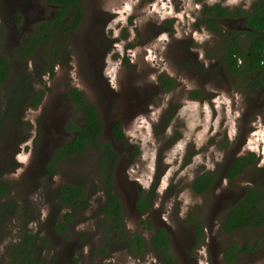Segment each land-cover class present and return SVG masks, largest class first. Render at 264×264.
<instances>
[{
    "label": "rangeland",
    "instance_id": "obj_1",
    "mask_svg": "<svg viewBox=\"0 0 264 264\" xmlns=\"http://www.w3.org/2000/svg\"><path fill=\"white\" fill-rule=\"evenodd\" d=\"M257 1L80 0L77 27L60 36L48 31L29 56L18 50L55 9L47 0H0V58L12 62L0 87V114L8 106L13 109L0 126V174L14 187L3 200L18 205L0 224V264H9L8 248L25 234L54 242L55 250L36 254L39 264H163L152 250L134 256L124 238L112 241L115 234L106 231L110 221L100 212L106 179L95 146L59 162L54 176H46L54 151L74 138L69 123H83L68 96L73 88L98 110L100 142H112L122 99L133 112L142 108L127 125L133 146H113L118 154L113 192L122 202L128 237L140 233L149 241L157 229H166L178 264H227L224 250L231 244L250 248L232 264H264V225L231 234L220 229L249 187L264 191V71L249 77L233 73L226 60L230 35L248 31L243 16L216 19L221 32L211 30L203 17L205 7L219 5L236 13L249 11ZM240 37L244 51L247 37ZM22 80L30 97L42 92L37 107L12 93ZM169 80L173 87L163 88ZM144 112H151L147 120L139 116ZM252 153L256 164L227 179L238 157ZM211 171L215 186L195 194L194 180ZM68 183L85 186L89 205L73 212L70 236H57L52 228L71 212L57 198ZM141 191L154 193L147 212L135 208ZM196 222L203 226L201 240ZM104 247L106 254L93 256Z\"/></svg>",
    "mask_w": 264,
    "mask_h": 264
},
{
    "label": "trees",
    "instance_id": "obj_2",
    "mask_svg": "<svg viewBox=\"0 0 264 264\" xmlns=\"http://www.w3.org/2000/svg\"><path fill=\"white\" fill-rule=\"evenodd\" d=\"M49 2L60 6L55 19L48 24H44L38 33L32 35L28 44L18 50L19 54L31 56L37 50L39 42L46 40L44 36L45 33L48 36L47 32L49 31L55 36H60L76 28L80 22L82 17L80 0H49ZM65 16H67V18H64ZM239 16H245L248 26V31H246L245 34L249 40L246 47L243 49L244 51H242L241 44L237 42V44L234 43L232 45L227 43L228 45H226V47L228 51L226 60L230 64L233 73L241 71L246 73L249 77L257 70L264 69V0H259L249 13L245 11L235 13L219 5L205 7L203 17L207 19L208 27L211 30L214 32H221L216 28V19ZM60 50V47L55 49V56L59 54ZM237 56L242 57L244 60L243 65L237 66ZM11 68V60L8 57H1L0 87L5 84ZM164 84L166 89H171L173 87V81L171 80L165 81ZM20 85L21 86L12 93L15 95L21 94L22 98H30L33 101L31 106L37 107L42 99V92L35 93L30 97L26 90V81L22 80ZM69 96L73 99L75 106L82 112L83 124L78 125L74 121L69 123L68 129L75 131L76 134L70 142L55 150L53 158L47 164L46 176L49 178L54 176L59 162L72 156L86 154L90 144L95 146L99 150V172L103 173L106 179V181H104V191L108 201L107 205L102 207V210L105 213L104 216L110 219L106 231L114 233L116 236L112 237V241L124 238L130 253L136 257L143 255L148 250H152L161 255L163 264H177L171 253L169 244L170 236L165 229L158 230L151 238L150 243L138 233L134 234V236H127V232L123 226L124 218L121 214L120 203L112 192L118 156L115 154L109 142H100L99 140L103 132V125L100 122V116L95 106L87 102L84 94L77 89L72 90ZM196 96V93L192 95L193 98H196ZM12 112V107L8 106V108L3 111V114H0V126L3 124L5 117L9 116ZM112 134L116 138H123L122 130L119 125H115L112 128ZM253 164H256V154L252 153L250 157H239L229 168L228 178H235L249 165ZM214 183V173H204L195 179L192 184V190L195 194L202 195L210 190ZM13 188V184L5 180L0 174V224L3 223L6 218L15 214L18 208L15 201L3 200L11 195ZM153 194L152 191L145 199L146 203L139 205V207L147 208L148 199L153 198ZM57 198L61 205L71 209V212H67L64 215L63 221L56 224V226L52 228V232L57 236L62 234L70 236L72 234L70 225L74 217L73 212H76L77 209H84L88 205L85 186L81 183H68L62 185L59 189ZM196 225L198 237L201 240L204 232L203 226L198 222H196ZM262 225H264V191L249 187L245 197L227 213L220 229L226 234H231L246 227H260ZM42 249L47 251L55 250L54 242L49 237L40 239L37 235L25 234L21 241L8 248L9 264H39L36 254ZM249 251L250 248L248 245L239 246L237 244H231L224 250V261L227 264H232L240 255ZM106 252L107 247H104L97 251H93V256L98 257L99 255L106 254ZM52 259H59L58 254H53Z\"/></svg>",
    "mask_w": 264,
    "mask_h": 264
},
{
    "label": "flooded vegetation",
    "instance_id": "obj_3",
    "mask_svg": "<svg viewBox=\"0 0 264 264\" xmlns=\"http://www.w3.org/2000/svg\"><path fill=\"white\" fill-rule=\"evenodd\" d=\"M259 1V0H258ZM257 1V2H258ZM47 2H48V4L50 5V6H52L54 9H55V12H54V16H52V18L50 19V20H48L46 23L48 24V23H50V22H52L54 19H55V17H56V15H57V13H58V10H59V8H60V6L58 5V4H53V3H50L49 2V0H47ZM256 2V3H257ZM255 3V4H256ZM254 4V5H255ZM253 5V6H254ZM253 6L251 7V9L249 10V11H245V12H247V13H249V12H251L252 11V8H253ZM241 11H243V10H238L237 12H241ZM239 17H242V16H239ZM244 17V21H245V23H246V19H245V16H243ZM64 18H67V16H65ZM45 23V24H46ZM247 25V24H246ZM248 27V26H247ZM35 34V33H34ZM46 34V33H45ZM230 36H233L234 38H233V43H230L231 45L232 44H234V43H238V44H241V40H240V36H246V34L245 33H243L242 35L240 34V33H235L234 35H230ZM247 37V36H246ZM31 38V37H30ZM30 38H28V41H27V44H28V42H29V40H30ZM248 37H247V42H248ZM236 43V44H237ZM26 44V45H27ZM226 49H225V51H226V54H227V51H228V48L227 47H225ZM237 59H238V62H237V66H241V65H243L244 64V60L242 59V57L240 56H237ZM239 60L240 61H242L240 64H239ZM261 71H264V69L262 70H257L256 72H261ZM163 88H165V84L163 83ZM74 89H77V88H73V89H71L70 91H69V93L72 91V90H74ZM166 89V88H165ZM77 90H79V89H77ZM80 91V90H79ZM123 91V89H121V92ZM69 93H68V96H69ZM69 98L73 101V99L69 96ZM123 100V101H122ZM121 101V103L120 104H117V106H118V108L121 110V113H122V116L119 118V119H117L116 120V122H115V124H114V126L115 125H119L120 126V128H121V130H122V134H123V138L122 139H120V138H116V137H114L113 136V134H112V142H109L110 143V145H111V147H112V149L114 150V152H115V149L113 148V146H117V143H120V144H122V143H128L130 146L132 145V143H131V141H130V139L129 138H131V136L129 135V133H130V130L128 131V129L129 128H127V125H129V124H131V122L132 121H136L137 119V114H138V112L139 111H141L142 110V108H141V106H139L138 108H137V110H135L134 112H133V109L131 108H129L127 105H126V102H125V100L124 99H122ZM141 100V99H140ZM139 100V101H140ZM143 102H145V100L143 99L142 101H141V104L143 103ZM73 103H74V101H73ZM137 104H138V101L137 102H135V103H133V108L135 107V106H137ZM74 105H75V103H74ZM96 108V107H95ZM98 111V110H97ZM118 112V111H117ZM133 112V113H132ZM99 113V112H98ZM151 113V112H150ZM149 113V114H150ZM124 114H125V116H124ZM149 114H147L146 112H144V113H142L141 115H139V116H144L146 119L145 120H147V118H148V115ZM100 116V115H99ZM132 116H133V118H134V120H133V118H132ZM132 118V120H130ZM142 120H143V118H141ZM150 119V121H152V119L151 118H149ZM100 122H101V120H100ZM128 123V124H126V123ZM134 122L132 123V124H134ZM102 123V122H101ZM83 124V123H82ZM81 124V125H82ZM113 126V127H114ZM112 127V128H113ZM112 128H111V133H112ZM76 134V133H75ZM102 134H103V132H102ZM102 134H101V136H102ZM75 136V135H74ZM101 136H100V138H101ZM100 138H99V140H100ZM108 142V141H107ZM91 145V144H90ZM133 146V145H132ZM55 152V151H54ZM54 154V153H53ZM115 154L118 156V154L115 152ZM53 156V155H52ZM239 158V157H238ZM257 161V160H256ZM117 163H118V158H117V162H116V166H117ZM116 166H115V171H116ZM231 167V166H230ZM228 172H229V169H228V171L226 172V178L227 179H229V180H232V179H230V178H228ZM206 173H213L212 171L211 172H206ZM199 177V176H198ZM130 181V180H129ZM195 181V180H194ZM217 183V178L215 177V183H214V185L212 186V187H214L215 186V184ZM113 192V191H112ZM152 191H141V192H139V194L136 196V198H135V208H137V210L138 211H140V212H147V211H149L151 208H152V206H153V200H152V198L150 199H148V206H147V208H140L139 207V205H143V204H145L146 202H145V199L149 196V194L151 193ZM104 194H105V192H104ZM113 195L116 197V195H115V193L113 192ZM105 197H106V201L100 206V212H101V214L104 216L105 215V213H104V211L102 210V207H105L106 205H107V201H108V199H107V196H106V194H105ZM116 199L118 200V202L120 203V208H121V214H122V216H123V205H122V202L116 197ZM88 205H89V198H88ZM88 205H87V207H88ZM86 207V208H87ZM105 217V216H104ZM109 219V218H108ZM110 220V219H109ZM124 223V222H123ZM160 229H164V228H159V229H157L153 234H152V236H151V238L153 237V235L158 231V230H160ZM166 230V229H165ZM167 231V230H166ZM140 234V233H139ZM141 235V234H140ZM134 236V235H133ZM151 238H150V240L149 241H147L148 243H150V241H151ZM169 244H170V241H169ZM178 264V263H177ZM195 264H199L198 262H196Z\"/></svg>",
    "mask_w": 264,
    "mask_h": 264
}]
</instances>
